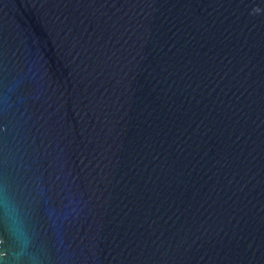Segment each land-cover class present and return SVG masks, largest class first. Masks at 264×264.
<instances>
[{
	"label": "water",
	"instance_id": "obj_1",
	"mask_svg": "<svg viewBox=\"0 0 264 264\" xmlns=\"http://www.w3.org/2000/svg\"><path fill=\"white\" fill-rule=\"evenodd\" d=\"M0 264H264V0H0Z\"/></svg>",
	"mask_w": 264,
	"mask_h": 264
}]
</instances>
